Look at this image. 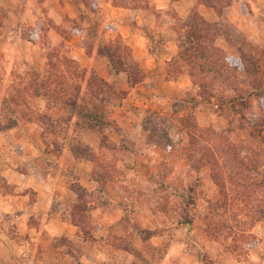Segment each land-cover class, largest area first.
<instances>
[{
	"label": "rangeland",
	"instance_id": "1",
	"mask_svg": "<svg viewBox=\"0 0 264 264\" xmlns=\"http://www.w3.org/2000/svg\"><path fill=\"white\" fill-rule=\"evenodd\" d=\"M218 1L233 34L224 31L216 44L232 57L240 50L253 57L264 88V17L240 16L235 6L225 9V0ZM93 2L90 11L75 0H0L7 12L0 9V129L17 119L16 128L0 137V264H264V221L243 217L241 199L231 203L213 179V167L200 162H213L211 153L224 149L218 135L227 133L233 114L201 102L188 73L174 77L169 64L177 53L175 17L186 18L192 7L182 17L174 3L126 9ZM214 14L211 22L221 23ZM64 17L76 19L82 32L65 41L63 51L114 93L100 101L83 93L77 107L83 115L61 112L52 116L57 124L41 123L45 97H30L17 108L11 97L17 76L43 69L41 28L56 47L62 38L53 24L66 25ZM117 38L144 70L141 82L115 75L108 59L94 53ZM245 78L241 73V90L255 92ZM259 90L251 100L262 117ZM149 119L166 130L170 149L150 140ZM194 123L208 130L204 153L189 144L186 127ZM232 129L241 137L251 133L245 122ZM78 148L82 157L73 155ZM8 168L16 179L3 175ZM37 180L47 189L44 210L34 207L31 184ZM77 187L86 189L81 201ZM51 218L65 223L64 233L56 235L58 224L48 229Z\"/></svg>",
	"mask_w": 264,
	"mask_h": 264
},
{
	"label": "trees",
	"instance_id": "2",
	"mask_svg": "<svg viewBox=\"0 0 264 264\" xmlns=\"http://www.w3.org/2000/svg\"><path fill=\"white\" fill-rule=\"evenodd\" d=\"M63 1L65 0H59L61 3ZM75 1L82 3L90 11L95 10L93 0ZM107 1L117 8H152L150 0ZM225 2L226 9L231 5V0H225ZM199 5L213 9L217 16L222 18L221 23L208 21L199 12ZM1 11L7 14L5 10L1 9ZM224 11L218 0H199L186 18L175 17L176 23L173 29L177 36V53L170 59L169 64L176 70L174 77L184 71L188 73L191 81L199 89L201 102L215 103L218 108H228L232 112L233 115L227 119L229 126L227 133L218 135L225 146L224 149L211 153L213 162L210 157L200 162L213 167V179L226 197L231 198V203L241 199L243 206L238 208L239 213L245 218L249 216V220L252 219L253 222L258 223L264 221V195H262L264 190V116L255 115L251 95L260 89L256 95L261 97L264 103V88L261 85L262 80L258 77L260 67L253 57L246 56L241 50H238L239 57H232L216 44L224 31L233 34L232 27L224 23ZM62 23L66 25L63 27L53 24L54 29L61 34L62 38L56 47L50 45L46 30L41 28L40 47L45 60L43 69L28 72L24 76H17V86L11 97V102L16 108L25 104L30 97H45L48 105L45 111L38 115V121L41 123L50 121L53 115L59 116L61 112L83 115L77 109L78 100L83 93L99 101L102 97L107 100L114 93L109 88L108 82L94 71H88L79 66L68 53L63 51L64 42L67 43L72 35L81 33L82 29L74 18L64 17ZM93 34L97 37V30ZM93 48L91 44V49ZM88 50L92 53L90 48ZM94 53L108 59L115 75L123 73L133 84L142 81L144 70L120 38L99 44ZM240 72L246 76L244 83H247L255 92L245 93L241 90L239 87ZM231 93H233L232 96H230ZM86 116L92 120L95 119V116L90 113ZM249 118H252V121H248ZM58 120L50 122L57 124ZM150 122L152 123L148 134L150 140L158 147L165 150L170 149L171 139L166 130L159 127L155 121L150 120ZM244 122L248 124L251 133L241 137L232 128L236 123L243 126ZM16 125L17 119L13 118L8 126L1 129H11ZM186 131L189 144L193 146V149H197L199 153L206 152L208 144L205 142L208 130L201 129L194 123L192 126H187ZM54 144L52 147L55 148ZM49 151L45 148L43 152L49 154ZM72 152L75 157L83 156L80 148ZM207 158L209 160H206ZM221 158L223 159L220 163ZM92 160L95 165L96 160ZM92 177L94 181H100L96 176ZM74 191L79 201L86 194L85 188L77 187ZM251 204L254 207H249ZM74 223L80 226L78 222Z\"/></svg>",
	"mask_w": 264,
	"mask_h": 264
},
{
	"label": "crops",
	"instance_id": "3",
	"mask_svg": "<svg viewBox=\"0 0 264 264\" xmlns=\"http://www.w3.org/2000/svg\"><path fill=\"white\" fill-rule=\"evenodd\" d=\"M196 1L197 0H150V4L152 6H155L157 9H163L167 7L170 3H174L177 13L180 16L184 17L188 13L189 9L195 5ZM233 6L236 7L237 11L239 10L240 16H250L251 18L264 17V0H231V7ZM198 10L201 13V15H203L207 20L209 21L214 20L215 14L213 9L206 7L204 5H199ZM205 15H208L210 18L206 17ZM169 49H171V56H172L175 53L174 44L173 45L169 44ZM170 57L167 58V60H169ZM15 128L16 127H13L8 131L0 132V137L1 135L5 136L11 133ZM2 173L8 179L9 177H11L12 179L17 178L14 174L13 169L10 168L4 169ZM31 187H33L35 196L37 198L34 207L36 206L35 208L40 210L46 209L48 203V197H47V189L45 188L43 183L37 180L36 182L31 184ZM52 224L56 225L58 223H56V221L52 218L49 219L48 229H50ZM64 224L65 223H63L62 225ZM58 225L59 228L55 232L56 235H61L62 233H64V228L60 227L61 224Z\"/></svg>",
	"mask_w": 264,
	"mask_h": 264
}]
</instances>
